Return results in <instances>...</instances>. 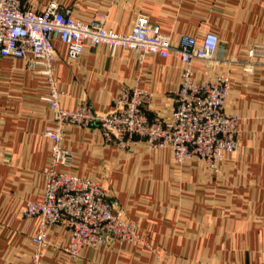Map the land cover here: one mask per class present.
I'll use <instances>...</instances> for the list:
<instances>
[{"label": "crops", "instance_id": "obj_1", "mask_svg": "<svg viewBox=\"0 0 264 264\" xmlns=\"http://www.w3.org/2000/svg\"><path fill=\"white\" fill-rule=\"evenodd\" d=\"M24 1L39 10L52 0ZM56 2L84 22L103 14L104 28L118 33H128L142 14L175 43L181 35L199 42L215 34L216 56L229 62L213 70L194 63L193 81L229 77L223 111L237 115L238 148L213 172L196 159L176 163L169 148L149 149L136 139L119 149L106 144L95 125H65L61 144L72 159L61 171L96 182L139 238L122 244L107 238L70 260L68 230L58 224L47 230L40 264H264V53L251 73L237 63L252 47H264V0ZM54 48L63 108L86 104L107 112L122 87L137 88L151 94L150 119H171L183 67L173 56L148 55L139 64L134 54L103 45H84L75 59L62 43ZM47 91L45 79L23 61L0 58V264H31L36 250L37 218L21 211L43 196L50 142L42 132L53 124Z\"/></svg>", "mask_w": 264, "mask_h": 264}, {"label": "built area", "instance_id": "obj_2", "mask_svg": "<svg viewBox=\"0 0 264 264\" xmlns=\"http://www.w3.org/2000/svg\"><path fill=\"white\" fill-rule=\"evenodd\" d=\"M104 21L103 14H96L88 22L75 19L56 0L39 10L27 7L24 0H0V58L21 60L45 79L48 91L43 100L52 112L53 124L42 132L50 142L43 169V196L39 201H27L21 211V216L38 221L31 239L36 247L31 264H40L41 249L48 244L47 230L58 224L68 230L64 251L70 260L77 259L83 247L103 245L107 238L121 244L138 239L134 225L115 212L114 203L96 182L61 171L72 159L71 152L61 144L65 125H95L104 142L116 148L127 149L139 139L149 149L169 148L177 163L193 157L212 168L238 148L237 115L223 111L229 77L218 74L201 83L193 81L194 63L213 70L229 62L216 56L220 40L215 34L206 33L199 42L192 36L181 35L175 43L142 14L136 16L128 33L106 29ZM56 41L66 46L69 59L77 58L84 45L130 52L139 64L148 55L173 56L183 67L180 86L172 94L175 108L171 119H150L145 106L151 94L137 88L122 87L107 112L95 111L86 104L75 109L63 108V94L53 76ZM252 48L247 60L239 63L241 70L248 73L257 64L255 59H263L258 52L260 47Z\"/></svg>", "mask_w": 264, "mask_h": 264}, {"label": "rangeland", "instance_id": "obj_3", "mask_svg": "<svg viewBox=\"0 0 264 264\" xmlns=\"http://www.w3.org/2000/svg\"><path fill=\"white\" fill-rule=\"evenodd\" d=\"M254 47H256V46H254ZM254 47L252 48V49H254ZM260 48L258 49V52H259V54H261V56H263V53H264V47L263 46H259ZM248 52H249V50H248ZM245 60H247V59H245ZM243 61V60H242ZM241 61H239V62H237L238 63V65H239V63H240ZM173 159H174V157H173ZM190 159H196V160H199V159H197V158H193V157H191ZM226 159V158H225ZM188 160V159H187ZM174 161H175V159H174ZM199 161H201V160H199ZM176 162V161H175ZM178 162V161H177ZM176 162V163H177ZM184 162V161H183ZM183 162H179L178 164H182ZM202 162H204V161H202ZM206 164V163H205ZM222 163H220L217 167H210L208 164H206L209 168H210V170H212L213 172H217V171H219V168H220V165H221ZM129 222V221H128ZM130 223H132V222H130ZM133 224V223H132ZM135 230H136V228H135ZM138 234V233H137ZM138 238H139V235H138Z\"/></svg>", "mask_w": 264, "mask_h": 264}]
</instances>
